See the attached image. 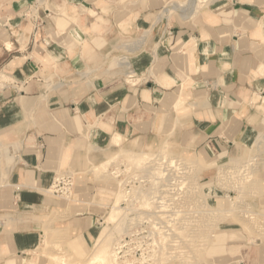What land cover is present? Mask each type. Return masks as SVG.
I'll use <instances>...</instances> for the list:
<instances>
[{"label": "crops", "instance_id": "1", "mask_svg": "<svg viewBox=\"0 0 264 264\" xmlns=\"http://www.w3.org/2000/svg\"><path fill=\"white\" fill-rule=\"evenodd\" d=\"M171 2L49 0L29 14L30 0H0V221L16 223L2 236L12 253L36 250L55 214L70 217L54 227L79 233V204L50 189L83 139L170 138L220 164L264 133V0H214L197 26L160 17Z\"/></svg>", "mask_w": 264, "mask_h": 264}, {"label": "rangeland", "instance_id": "2", "mask_svg": "<svg viewBox=\"0 0 264 264\" xmlns=\"http://www.w3.org/2000/svg\"><path fill=\"white\" fill-rule=\"evenodd\" d=\"M213 1L204 0L205 3L200 2L193 10L189 9L190 0H172L159 11V16L197 26ZM30 2L26 13L38 14L40 7L47 6L49 0ZM111 64L112 69L120 68V59L115 57ZM131 75L134 78H128V81L136 83L138 78ZM255 143L239 157L216 164L206 161L197 151L182 148L170 138H165L158 147L137 145L130 148L123 145L121 137L116 145L110 147L83 139L76 148L69 147L63 151L64 158L56 175L73 179L71 194L64 199H68L69 205L78 203L79 219L86 218L84 224L79 222V233L63 228L65 225L54 227L57 220H66L70 214L52 215L44 220L42 229H38L43 234L36 250L18 255L12 253L8 243L2 239L5 233L18 230L13 226L16 223L0 221V264H93L95 254L106 241L108 254L118 253L116 261L110 257L112 264H264L263 132ZM143 154L155 157L169 154L179 162V169L171 172L178 175L177 181L171 180L176 188L174 203L170 202L171 206L158 216L154 215L158 210L156 202L152 203V197L159 185L167 183L170 177H155L153 168H158L156 172L164 171L168 163L159 166L150 162L137 166ZM239 185L241 189L235 188ZM181 187L184 188L181 190ZM53 191L51 188L50 192ZM253 195L257 198L255 202L245 207L236 206L240 198ZM115 206L119 214L113 222L109 217ZM232 210L235 212L228 215ZM158 217H161L160 221Z\"/></svg>", "mask_w": 264, "mask_h": 264}, {"label": "bare ground", "instance_id": "3", "mask_svg": "<svg viewBox=\"0 0 264 264\" xmlns=\"http://www.w3.org/2000/svg\"><path fill=\"white\" fill-rule=\"evenodd\" d=\"M200 2L201 3H205L204 2V0H191L190 2H189V4L191 3V5H189V7L191 6V8H189V9H196V8H198V5L200 4ZM178 8V7H177ZM175 9H176V7H175ZM174 10V9H173ZM186 10V9H185ZM182 11H184V9L182 10ZM181 11V12H182ZM185 13H186V11H184ZM190 14H192V11H190ZM127 29V28H126ZM144 39L145 38H143V39H141V41H144ZM140 43H138V46H140L139 45ZM135 49H137V48H135ZM133 51V50H132ZM124 60H126L125 58L123 59V61ZM127 61V60H126ZM125 71V70H124ZM123 73V72H122ZM127 75V74H126ZM132 78H134V76H132L131 75V73H130V76H129V79H132ZM2 81L3 82H7V81H10V80H8V78L7 77H3L2 76ZM177 105V104H176ZM261 139V138H260ZM120 140V136L119 135H117V136H115L114 138H113V140H112V144H115L116 145V143H118V141ZM256 144V143H255ZM172 155V154H171ZM170 155V156H171ZM150 162H153V163H155V165L156 164H159V166H162L164 163H168V168L166 169V170H164V171H162V170H160V171H158V172H156V170H158V168H153V170L155 171V177H159V178H167V177H170V180L168 179V181H167V183H162V184H158L159 185V187H158V191L156 192V195L155 196H153L152 197V203H155L156 202V204H157V206L155 207L156 208V210H158V211H156L155 213H154V215H156V216H158V214L159 213H162V211H165V210H167L170 206H171V204H170V202H172V203H174V199H173V197H174V195L176 194L174 191H176V188H175V184L173 183V182H171V180H175V181H177L178 180V175H177V173H173V174H171V172H174V171H177L179 168V162H177L176 160H175V158H172V157H169V154H168V156L166 155H164L163 157H159V156H152V155H149V154H143V156L141 157V159L137 162V166H140V167H142V166H145L146 164H148V163H150ZM139 167V168H140ZM247 167V166H246ZM243 171V170H242ZM242 171H241V173H242ZM229 172V171H228ZM233 173V172H232ZM198 174V173H197ZM216 176V175H215ZM239 176H240V174H239ZM232 178H233V176H231ZM232 178L230 179V180H232ZM247 179V178H246ZM147 180V179H146ZM156 180H158V179H156ZM239 180V179H238ZM241 180V179H240ZM245 180V179H244ZM249 180V179H248ZM138 181V180H137ZM153 180H151V181H148L149 183L148 184H150V182H152ZM214 181V180H213ZM241 181H243V180H241ZM142 182V181H141ZM156 182V181H155ZM202 183V182H201ZM231 183V182H230ZM155 184H157V183H155ZM203 184V183H202ZM184 188V187H183ZM182 187L180 188L181 190L183 189ZM235 188H237V189H241V186L239 185L238 187L236 186ZM231 189V188H230ZM236 189V190H237ZM180 191V190H179ZM166 194H169V195H166ZM210 194V193H209ZM211 195V194H210ZM241 199V198H240ZM239 199V201L237 202V204H236V206L237 207H245V206H247V205H249L250 203H253V202H255L256 201V197H255V195H253V196H251V197H246V198H242L241 200ZM134 201V200H133ZM132 201V202H133ZM130 202V201H129ZM134 204V203H133ZM118 205V204H117ZM117 208H116V206L114 207V210L112 209V214H111V216L109 217V220H111V221H113L114 222V220H115V217L119 214L118 212L119 211H117L116 210ZM238 209H240V208H238ZM249 209V208H248ZM117 211V212H116ZM211 211V210H210ZM209 211V212H210ZM241 211V210H240ZM235 212V211H234ZM233 212V210L232 211H229L228 212V215H231V214H233L234 213ZM118 213V214H117ZM240 213V212H239ZM249 213H251V212H249ZM117 214V215H116ZM241 215H242V212L240 213ZM256 214V213H255ZM257 218H258V216H257ZM160 219H161V217H158L157 218V220H159L160 221ZM104 221V220H103ZM107 222H109V221H107ZM233 222V221H232ZM147 223V222H146ZM149 224V223H148ZM236 224V223H235ZM125 225V224H124ZM160 228H162V227H160ZM217 228V227H216ZM105 230V229H104ZM118 230H121L120 228L118 229ZM123 230V229H122ZM156 230H157V228H156ZM170 231H172L171 229H170ZM122 232H125V230L124 231H121V233ZM142 232V231H141ZM128 233V232H127ZM126 233V234H127ZM139 233V232H138ZM145 233V232H144ZM43 234V233H42ZM123 234V233H122ZM125 234V233H124ZM130 234V233H129ZM128 234V235H129ZM140 234V233H139ZM127 235V236H128ZM131 235V234H130ZM129 235V236H130ZM138 235V234H137ZM146 235V234H145ZM150 236V235H149ZM151 237H153V236H151ZM142 238V237H141ZM144 238V237H143ZM142 238V239H143ZM142 239H140V242H142ZM151 239V238H150ZM131 240V239H130ZM137 240V243H138V239H136ZM154 240V239H153ZM125 241V240H124ZM135 241V240H134ZM145 242V241H144ZM175 242H177V241H175ZM125 243V242H124ZM134 243V242H133ZM136 243V242H135ZM147 243V242H146ZM126 244V243H125ZM128 244V243H127ZM126 244V245H127ZM132 243H130V245H131ZM142 244V243H141ZM140 244V245H141ZM151 244V243H150ZM118 245H120V244H118ZM125 245V246H126ZM138 245V244H137ZM137 245H135V246H137ZM144 245V244H143ZM142 245V246H143ZM153 245H156L155 243H153ZM97 246V245H96ZM134 246V245H133ZM141 246V247H142ZM149 246V245H148ZM151 246V245H150ZM149 246V247H150ZM117 247H119V246H117ZM129 247V246H128ZM144 247V246H143ZM120 248V247H119ZM118 248V249H119ZM122 248H123V245H122ZM133 248V247H132ZM137 248V247H136ZM140 248V247H139ZM139 248H137V249H139ZM112 249V248H111ZM130 249V248H129ZM129 249H128V251H129ZM134 249V248H133ZM137 249H135V250H137ZM122 250V249H121ZM132 250V249H131ZM130 250V251H131ZM140 250H142V249H140ZM144 250V249H143ZM150 250V249H149ZM119 252H120V250H118ZM134 251V250H133ZM133 251H131V252H133ZM151 251V250H150ZM122 252V251H121ZM135 252V251H134ZM145 252H147V251H145ZM125 253V252H124ZM127 253V252H126ZM125 253V254H126ZM124 254V255H125ZM129 254V253H128ZM133 254V253H132ZM137 253H135V255H136ZM121 255V254H120ZM130 256H131V254H129ZM123 256V255H122ZM128 256V255H127ZM133 256V255H132ZM110 257L112 258V259H114V261H116L115 259H117L118 258V253H110V254H108V246H107V241L105 242V243H102V245L100 246V248H99V250L97 251V253L95 254V256H94V258H93V260H92V263L93 264H112L111 262H110ZM126 257V256H125ZM146 257H148V256H146ZM122 258V257H121ZM120 258V259H121ZM141 258V257H140ZM142 258H144V256L142 257ZM136 259V258H135ZM148 259V258H147ZM54 260H57V259H54ZM132 260V259H131ZM137 260V259H136ZM135 260V261H136ZM139 260V259H138ZM143 260V259H142ZM141 260V261H142ZM145 260V259H144ZM151 259H150V257H149V260L148 261H150ZM125 261V260H124ZM128 261V259L125 261V262H127ZM130 261V260H129ZM59 262V261H58ZM124 262V263H125ZM138 262V261H137ZM144 262H146V261H144ZM121 263V262H120ZM123 263V262H122ZM131 263V262H130ZM141 263V262H140ZM143 263V262H142ZM129 264V263H128ZM132 264H134V263H132ZM136 264V263H135ZM144 264V263H143Z\"/></svg>", "mask_w": 264, "mask_h": 264}, {"label": "built area", "instance_id": "4", "mask_svg": "<svg viewBox=\"0 0 264 264\" xmlns=\"http://www.w3.org/2000/svg\"><path fill=\"white\" fill-rule=\"evenodd\" d=\"M73 185V179L71 176L65 175L56 177L51 187L54 190L52 194L61 196L63 198L68 197L71 194Z\"/></svg>", "mask_w": 264, "mask_h": 264}]
</instances>
